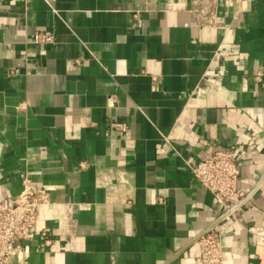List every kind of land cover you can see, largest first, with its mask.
<instances>
[{
	"label": "crops",
	"instance_id": "0c3cea01",
	"mask_svg": "<svg viewBox=\"0 0 264 264\" xmlns=\"http://www.w3.org/2000/svg\"><path fill=\"white\" fill-rule=\"evenodd\" d=\"M216 4L0 0V202L23 174L50 198L10 264H196L217 205L189 166L219 147L254 191L224 264H264V0Z\"/></svg>",
	"mask_w": 264,
	"mask_h": 264
},
{
	"label": "built area",
	"instance_id": "2783aa9c",
	"mask_svg": "<svg viewBox=\"0 0 264 264\" xmlns=\"http://www.w3.org/2000/svg\"><path fill=\"white\" fill-rule=\"evenodd\" d=\"M12 1L26 3L28 0ZM216 2L190 0L191 21L203 28H220ZM35 41L50 44L53 34H37ZM114 126L119 127L118 124ZM189 170L197 184L212 195L217 205L216 221L197 240L196 264H224L226 256L222 236L237 222L241 207L254 191L239 187V169L231 148L219 147L210 151L198 163L190 165ZM49 203L48 191L35 185L28 175H21L19 193L10 202H0V264H10L11 259L21 252L23 243L36 236L39 211ZM41 235L44 233L41 232Z\"/></svg>",
	"mask_w": 264,
	"mask_h": 264
}]
</instances>
